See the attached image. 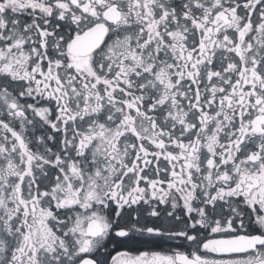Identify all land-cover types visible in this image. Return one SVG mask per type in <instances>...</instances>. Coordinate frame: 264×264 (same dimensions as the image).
I'll list each match as a JSON object with an SVG mask.
<instances>
[{
    "label": "snow or ice",
    "instance_id": "snow-or-ice-1",
    "mask_svg": "<svg viewBox=\"0 0 264 264\" xmlns=\"http://www.w3.org/2000/svg\"><path fill=\"white\" fill-rule=\"evenodd\" d=\"M0 264H264V0H0Z\"/></svg>",
    "mask_w": 264,
    "mask_h": 264
}]
</instances>
